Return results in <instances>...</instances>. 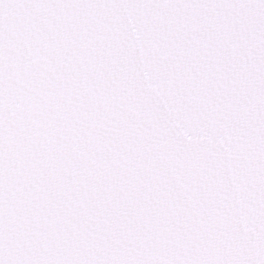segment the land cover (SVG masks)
I'll return each instance as SVG.
<instances>
[{"label": "snow or ice", "instance_id": "1", "mask_svg": "<svg viewBox=\"0 0 264 264\" xmlns=\"http://www.w3.org/2000/svg\"><path fill=\"white\" fill-rule=\"evenodd\" d=\"M0 264H264V0H0Z\"/></svg>", "mask_w": 264, "mask_h": 264}]
</instances>
